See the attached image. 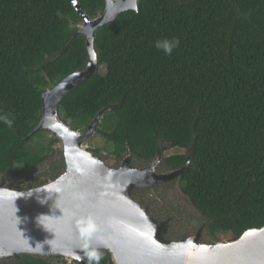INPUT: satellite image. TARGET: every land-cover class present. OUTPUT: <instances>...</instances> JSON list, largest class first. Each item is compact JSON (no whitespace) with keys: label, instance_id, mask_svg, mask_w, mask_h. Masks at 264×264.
<instances>
[{"label":"trees","instance_id":"1","mask_svg":"<svg viewBox=\"0 0 264 264\" xmlns=\"http://www.w3.org/2000/svg\"><path fill=\"white\" fill-rule=\"evenodd\" d=\"M78 1L90 18L106 5ZM82 23L70 0H0V185L59 154L57 140L41 139L45 130L29 135L42 95L86 67L85 38L71 42ZM95 46L104 71L62 100V120L86 132L104 114L96 134L119 162L132 155L144 166L159 152L187 151L170 163L182 168L188 160L182 188L200 216L179 227H205L211 241L263 228L264 0H140L139 11L98 30ZM63 166L57 159L40 177L53 180ZM86 260L113 264L102 251Z\"/></svg>","mask_w":264,"mask_h":264},{"label":"water","instance_id":"2","mask_svg":"<svg viewBox=\"0 0 264 264\" xmlns=\"http://www.w3.org/2000/svg\"><path fill=\"white\" fill-rule=\"evenodd\" d=\"M70 1L83 19L71 42L85 38L88 62L42 95L41 120L29 135L45 130L55 136L64 166L60 176L38 187L0 185V263L60 257L88 264L89 251H102L111 255L113 264H264V227L228 242L205 241V227L168 240V228L134 195L168 177L156 175L154 166H135L132 155L118 163L115 155L105 158L88 151L86 143L104 114L86 132L62 120V100L100 71L98 30L125 12L139 11L140 0H106L103 13L94 18L78 0Z\"/></svg>","mask_w":264,"mask_h":264},{"label":"flooded vegetation","instance_id":"3","mask_svg":"<svg viewBox=\"0 0 264 264\" xmlns=\"http://www.w3.org/2000/svg\"><path fill=\"white\" fill-rule=\"evenodd\" d=\"M186 155L187 151L167 156L166 151L163 154L157 155L156 158L146 164V166H143H154L156 175H165L168 177L167 179H163L165 180L164 182L162 181L152 188L140 191L141 195L144 192V197L147 195L146 198L142 196V198H144L143 200L147 202V205L149 204L148 201H150L152 207H157V210L155 211L157 216L163 215L164 217H168V220H165V222L162 223L168 228V231L172 230V228H181L179 226H184L187 224V221L193 223V219H186L189 215L194 217L200 216L182 188V173L174 175L189 163L188 160L182 168L175 167L170 163V160L173 157Z\"/></svg>","mask_w":264,"mask_h":264},{"label":"rangeland","instance_id":"4","mask_svg":"<svg viewBox=\"0 0 264 264\" xmlns=\"http://www.w3.org/2000/svg\"><path fill=\"white\" fill-rule=\"evenodd\" d=\"M102 71H104V69L103 68H100V72H102ZM53 86L54 85H52L50 88H52ZM61 118L62 119H65L62 114H61ZM41 139L44 142H48L50 140H57L56 137L53 136L48 131H46L44 137L41 138ZM58 146L59 145L56 144L55 147H54V150H55L56 153H59V154H57V157H59V158H57L55 156L53 158V161H51V163L46 162L43 166L38 167L37 169L31 171L30 173H28L26 175H23L22 177L11 178V179L8 178V179H6L8 181V186L7 187H10V188H13V189H16V190H25V189H30V188L38 187L41 184H44L46 182H49L50 180H47L46 179L47 176L42 177V178L40 176H44L43 175L44 173L46 174V172H50L49 169L51 168V165L57 164V159L58 160L62 159L61 153L58 151L59 150L58 149ZM106 147H107V143H106L105 139L102 136L98 135V134H95V136L92 137L86 143V149L88 151H92L94 153H97V152H95V150H100L101 152H99L97 155L103 156L105 158H109L111 152L109 151V149H106ZM184 152H185V150H182V149H170L169 151H167V156L172 155V154L184 153ZM134 160L135 159H133V164L135 163ZM144 166H146V165H144ZM137 167H143V166H137ZM61 173H62V169H61ZM28 179H30V180L27 182ZM34 179H36L38 182L36 181L37 183H35ZM25 182H27V185H25ZM140 191H142V190H140ZM140 191H137L134 195L136 196V198L140 202H143L147 206V208L151 211V213H154L155 214V216L157 217L158 222L163 223V222H165V220H168V217H164L163 215L161 217V219H163V220L158 219V216L155 213V211L157 210V207L156 206H153L152 207L151 204H150V201H148L149 204L147 205V202H145L143 200L144 198L147 197V195L144 197V192L141 195V192ZM142 196L144 198H142ZM185 227H187V226H185ZM185 227L177 228V230H179L178 232L181 231V233H179L178 236L172 235L173 234V232H172L173 229L170 230L169 233L167 234V239H169V238L170 239H174V238H184V237H187V236H190V235H195L199 231H201L200 229H197V228H194V227H191V226H189L188 229H186ZM216 237H217V240L215 239L214 241H211L210 239L207 238V236H206V234L204 232L203 239L205 241L210 242V243L219 242V241H221V242H228V241H231L233 239V237L230 234H227V233H224V232L217 233L216 234ZM54 263L55 264H77V263L67 262L65 259L54 260Z\"/></svg>","mask_w":264,"mask_h":264},{"label":"bare ground","instance_id":"5","mask_svg":"<svg viewBox=\"0 0 264 264\" xmlns=\"http://www.w3.org/2000/svg\"><path fill=\"white\" fill-rule=\"evenodd\" d=\"M151 172H153V171H151Z\"/></svg>","mask_w":264,"mask_h":264}]
</instances>
